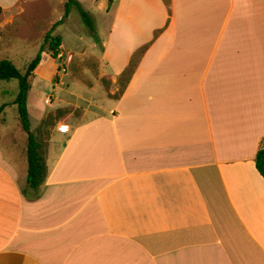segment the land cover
Listing matches in <instances>:
<instances>
[{
    "label": "crops",
    "instance_id": "1",
    "mask_svg": "<svg viewBox=\"0 0 264 264\" xmlns=\"http://www.w3.org/2000/svg\"><path fill=\"white\" fill-rule=\"evenodd\" d=\"M105 13L102 77L146 47L109 105L52 129L35 191L25 147L0 148V264H264V0Z\"/></svg>",
    "mask_w": 264,
    "mask_h": 264
},
{
    "label": "rangeland",
    "instance_id": "2",
    "mask_svg": "<svg viewBox=\"0 0 264 264\" xmlns=\"http://www.w3.org/2000/svg\"><path fill=\"white\" fill-rule=\"evenodd\" d=\"M66 0H0V59H7L23 72L25 65L35 56L42 43L43 34L61 18L62 5ZM89 15L93 31L82 22L76 8L70 6L66 17L51 31L60 37L55 58L45 48L32 75L29 77L26 109L29 130L42 144L48 139L58 123L74 120L81 109L110 104L119 95L120 86L99 74L105 69L104 62L96 58L100 44L105 39L110 17L105 13V0H76ZM14 3V4H13ZM13 4V5H12ZM12 5V6H11ZM44 47L46 45H43ZM17 89L15 79L0 80V148L12 149L21 154L25 147V133L21 130L11 104ZM68 110L55 120L50 127L40 128L38 124L47 115L54 118L59 110ZM39 110V111H38ZM90 115V110L85 116Z\"/></svg>",
    "mask_w": 264,
    "mask_h": 264
},
{
    "label": "trees",
    "instance_id": "3",
    "mask_svg": "<svg viewBox=\"0 0 264 264\" xmlns=\"http://www.w3.org/2000/svg\"><path fill=\"white\" fill-rule=\"evenodd\" d=\"M108 5L111 3V0H106ZM165 5L167 6V0H164ZM74 6L89 31H93L92 21L89 15L81 8L79 3L76 0H66L62 5V15L59 20L54 22L52 26L43 34L42 43L46 45H40L35 56L25 65L23 72L17 70L11 61L7 59H0V80L8 81L10 79H15L17 82V89L14 95L11 104L15 105V111L17 120L21 130L25 133V184L27 188L32 191H35L37 187L41 184L43 178L45 177L46 167H45V148L46 143L38 140L30 130H29V119L26 109V97L29 89V77L32 75L35 67L37 66L40 58V52L45 48L49 53L51 58H55L57 55V49L60 45V37L51 35L52 29L60 24L63 19L66 17L69 7ZM1 11V9H0ZM146 45L141 46L135 50L127 63V66L120 72L117 77V82L120 86L119 93L122 91L124 84L129 79L135 64L145 49ZM4 104L0 105V112L2 111ZM68 110H59L55 113L54 118L50 115H47L43 120L38 124L36 132L40 134V128L50 127L53 122L60 118ZM254 167L259 175L264 179V147L257 149L254 155Z\"/></svg>",
    "mask_w": 264,
    "mask_h": 264
}]
</instances>
